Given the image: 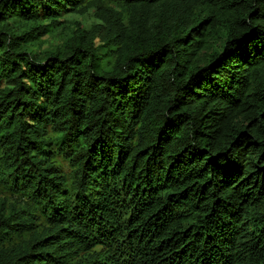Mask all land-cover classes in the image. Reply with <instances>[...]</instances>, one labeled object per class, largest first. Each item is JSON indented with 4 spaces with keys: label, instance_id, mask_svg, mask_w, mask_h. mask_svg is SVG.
<instances>
[{
    "label": "trees",
    "instance_id": "16d2710c",
    "mask_svg": "<svg viewBox=\"0 0 264 264\" xmlns=\"http://www.w3.org/2000/svg\"><path fill=\"white\" fill-rule=\"evenodd\" d=\"M0 185V264H264V0H0Z\"/></svg>",
    "mask_w": 264,
    "mask_h": 264
},
{
    "label": "rangeland",
    "instance_id": "374dc122",
    "mask_svg": "<svg viewBox=\"0 0 264 264\" xmlns=\"http://www.w3.org/2000/svg\"><path fill=\"white\" fill-rule=\"evenodd\" d=\"M63 18L64 19L68 18V20H72V21L77 20L78 22L83 23L86 27H89L94 22L92 9L85 11L81 15H70V16H66ZM66 26H68L71 29V23L66 24ZM67 33L68 31L67 30L62 31V27H61L60 30H58L56 33L51 34L48 37H44L43 42L41 43L39 47H37V49L40 52L54 49L55 47L59 46L62 43ZM49 137L52 138L53 134L50 133ZM50 162L54 164V166L57 168L60 174H63L66 177L70 176L71 168L62 159V157L54 153V155L50 158ZM19 200L20 199L11 195L9 192L3 189L2 186L0 185V201H4L6 205H11V206L15 205L16 207H19L22 205ZM34 218L35 220L32 223L33 225L30 226L31 231L32 230L40 231L41 229L47 226V224L44 222V220L40 216L36 215V217ZM27 237L28 235L25 234L21 237V239L25 240L27 239ZM16 242H18L17 239L14 240V243Z\"/></svg>",
    "mask_w": 264,
    "mask_h": 264
}]
</instances>
